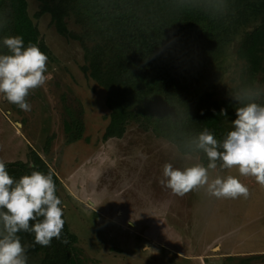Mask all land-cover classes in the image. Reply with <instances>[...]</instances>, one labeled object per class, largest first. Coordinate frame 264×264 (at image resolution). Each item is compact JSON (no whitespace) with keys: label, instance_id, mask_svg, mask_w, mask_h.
Wrapping results in <instances>:
<instances>
[{"label":"rangeland","instance_id":"374dc122","mask_svg":"<svg viewBox=\"0 0 264 264\" xmlns=\"http://www.w3.org/2000/svg\"><path fill=\"white\" fill-rule=\"evenodd\" d=\"M28 4L50 51L48 80L26 97L31 111L0 98V160L32 166L36 152L56 173L68 229L78 238L76 257L85 264H264V186L251 176H239L236 169H225L222 175L238 176L248 187L246 198L217 199L204 188L182 197L172 194L159 182L163 165L195 161L176 157L168 139L142 120L132 121L122 138L104 140L112 114L109 92L84 71L80 42L61 35L51 14L37 16L42 1ZM66 24L72 34L83 33L73 14ZM259 25L258 19L241 28L210 69L218 97L246 81V64L237 50L247 32ZM254 83L264 85V75ZM65 122L83 124L81 140L67 142ZM230 231L234 237L227 239ZM222 240L238 251L223 255L212 243ZM246 244L256 245L260 253L241 254L248 250ZM178 252L192 257L181 258Z\"/></svg>","mask_w":264,"mask_h":264},{"label":"trees","instance_id":"16d2710c","mask_svg":"<svg viewBox=\"0 0 264 264\" xmlns=\"http://www.w3.org/2000/svg\"><path fill=\"white\" fill-rule=\"evenodd\" d=\"M42 14L49 13L58 32L80 42L87 65L84 71L108 92L112 110L104 140L122 138L127 126L142 120L168 139L174 131L199 133L207 128L223 139L231 130L227 123L236 118L239 106L229 92L221 98L211 85V68L241 28L260 20L237 50L245 62L244 83H254L264 75V0H228L224 15L212 17L198 9H182L173 0H40ZM28 0H0V13L8 23L0 29V39L21 36L25 46L35 44L48 56L38 27L28 12ZM73 14L82 26L81 35L72 34L66 19ZM0 54H10L0 47ZM243 83V84H244ZM224 115H221V110ZM171 117V119H166ZM180 121L182 128H172ZM74 129L76 132H74ZM69 144L82 139V123L65 122ZM50 152V147L45 149ZM32 166L5 163L10 176L19 179L33 170L53 175L60 198L61 183L42 157L33 152ZM62 243L34 245V236L19 233L22 245H29L28 264H85L76 257L78 238L70 233L65 216Z\"/></svg>","mask_w":264,"mask_h":264},{"label":"clouds","instance_id":"9594fccd","mask_svg":"<svg viewBox=\"0 0 264 264\" xmlns=\"http://www.w3.org/2000/svg\"><path fill=\"white\" fill-rule=\"evenodd\" d=\"M173 3L212 17L224 15L228 10V0H173ZM7 23V17L0 13V29ZM0 47L10 53L0 54V98L23 111H31L26 97L46 84L48 57L35 44L25 46L18 35L3 37ZM229 94L239 106L232 128L223 139L215 138L207 128L195 134L181 131L179 136L173 131L169 136L167 144L176 157L195 161L182 167L163 165L159 182L175 196L204 188L217 199L246 198L248 187L238 176L222 175L225 169H236L239 176H251L264 186V85L240 84ZM172 128L181 129V122L172 121ZM212 171L217 173L214 178L210 176ZM56 192L50 172L33 170L15 179L0 160V264H28L29 245H22L21 232L34 236L33 246L48 247L53 238L68 243L62 239L64 208Z\"/></svg>","mask_w":264,"mask_h":264},{"label":"crops","instance_id":"0c3cea01","mask_svg":"<svg viewBox=\"0 0 264 264\" xmlns=\"http://www.w3.org/2000/svg\"><path fill=\"white\" fill-rule=\"evenodd\" d=\"M233 235H234V233L232 234V232L230 231L228 233L227 239L228 238L232 239L234 237ZM225 240H226V238H225ZM212 243H214V245H218L219 247H221L219 249H222L223 255L226 254L228 256L229 255L231 256L232 254L236 253L235 251H238V248L236 246H225L226 242H223V240L222 241H213ZM244 246H246V247H244V249H248V250H244L243 253H241V254H248V256H256L258 253H260V251H258V249H260V248H257V246L254 244H246ZM178 255H180L181 258L192 257L191 255L189 256L185 253H179ZM239 256H245V255H239ZM199 257H201V256H199V255L193 256L194 259L199 258ZM234 257H237V255H234ZM229 258H231V257H229Z\"/></svg>","mask_w":264,"mask_h":264}]
</instances>
